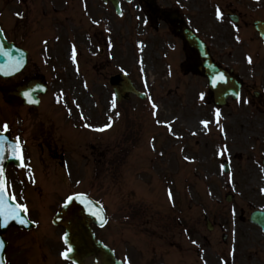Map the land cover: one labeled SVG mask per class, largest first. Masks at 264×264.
I'll return each instance as SVG.
<instances>
[{
  "label": "rangeland",
  "instance_id": "1",
  "mask_svg": "<svg viewBox=\"0 0 264 264\" xmlns=\"http://www.w3.org/2000/svg\"><path fill=\"white\" fill-rule=\"evenodd\" d=\"M176 1L159 0V11L190 16L194 27L201 26V33H212L221 47H227L230 39L229 43L238 45L228 16L223 22L214 17L213 6L228 4L229 0ZM258 6L231 4L227 12L238 11L251 23L264 16ZM138 8L137 4L126 6L125 16L119 20L111 9L110 18L119 22L121 29L109 38L95 35V44L87 48L79 45L75 59L73 50H63L61 58L46 63L43 71L51 79L52 93L42 106L30 112L15 105L17 102L10 104L18 109L14 129H22L25 157L27 162L31 159L26 169L31 182L23 192L20 185L18 199L40 222L35 230L16 232L43 238L46 246L41 248L54 259L52 253L57 254L60 244L56 237L64 230L51 224L52 217L68 191L82 190L86 181L94 197L113 215L112 223L100 234L116 235L120 222L126 220L121 227H127L134 241L129 253L139 252L136 256L143 264L151 259L154 264H264V233L248 220L253 210L264 209V111L257 113L254 105L247 108L241 103L245 115L238 116L236 110L229 115V107L217 116L207 78L186 73L194 60L187 61L183 38L175 37L174 29L169 31L166 23L159 28L157 21L146 22L145 17L133 15L144 14L145 9ZM236 35L241 37V33ZM99 44L104 45L101 53ZM189 55L193 57L194 53ZM120 72L130 75L138 89L147 94L145 99L132 96L119 102L115 98L108 79ZM22 79L23 75L16 77L12 84ZM3 101L6 99L0 94V124L9 121L13 110ZM53 115L60 120L53 122ZM30 119L36 124L41 120L44 132L51 134L50 140L56 145L73 141V145L67 144L74 151L66 153L69 174L56 164L61 161L58 157L53 159L39 141H34L30 130L33 125L27 128ZM221 123L226 129L223 140L231 144L229 151L226 146L222 148L217 132ZM66 127L72 129L71 137L61 133ZM232 127L234 132L229 131ZM123 154L126 157H121ZM117 156L121 161L124 158L119 165L123 168L112 176L114 169L105 164L108 166ZM223 157L230 158L234 166L230 174L222 170ZM230 193L234 198L226 201ZM127 207L128 213H139L133 219L138 227L128 216L121 218ZM180 215L189 227L180 226ZM207 217L214 223L213 230L207 228ZM167 226L169 232L164 231ZM14 231L8 232L11 239ZM108 240L117 245L113 236ZM36 241L34 244L40 245ZM15 252L9 248L10 259L17 260ZM132 260L137 263L133 256ZM56 264L66 263L56 259Z\"/></svg>",
  "mask_w": 264,
  "mask_h": 264
},
{
  "label": "flooded vegetation",
  "instance_id": "2",
  "mask_svg": "<svg viewBox=\"0 0 264 264\" xmlns=\"http://www.w3.org/2000/svg\"><path fill=\"white\" fill-rule=\"evenodd\" d=\"M118 1L121 8L125 10L128 5L126 0ZM262 1L264 5V0ZM132 3L147 5V8L152 9L151 15H155L154 18L159 17L156 10L158 0H152V2L133 0ZM111 9H113L112 12L117 20L124 17V15H117L116 9L113 7L112 3L105 0H0V23L6 36L9 40L22 46L28 52V64L23 72V79L18 84L10 85V87L7 88L15 89L17 85L27 83L32 79H40L48 83L49 86L51 79L47 78L43 71L46 63H54L56 59L61 58L63 56V53H61L63 50H67L68 52L73 48L77 49L79 45H83L84 48H87L89 44L94 45L93 39L95 35H107L109 37L112 22L114 23L115 30L117 28L121 29L119 22L111 20ZM262 13L263 12H261V14ZM232 14L236 18V23L234 24L236 31L241 33V37H238L234 32V36L236 37L235 41L237 40L238 45H233L234 50L228 53L220 47H215L217 43L214 42V40L211 41V45L208 42V46L216 63L232 71V75L241 81V97L243 98V96H245L246 101H252V103L258 104L259 108H263L260 105L264 104V59H261V57H264V45L253 22L256 19L264 21V16H258L252 19L251 23H248L244 20L243 16L239 15L238 11H231L230 15ZM177 24L180 23L177 22ZM179 30L177 29V31ZM249 35H251V37L247 38ZM208 36L209 34L206 32L204 33V38H202L206 41L205 38ZM227 38L230 39L231 36H227ZM108 50H110V47H108ZM194 51L197 53L200 62L194 65L193 70L203 73V60L198 52L196 50ZM249 57H251V62H249ZM258 83L260 85L256 87ZM4 85H6L5 82H0L1 91H6ZM51 90L49 86L48 91L39 96L41 106L47 99V95ZM255 93H258L257 96ZM15 97L12 96L11 98L23 104L22 99ZM25 108V111L31 112L35 110L34 107L31 106L25 105ZM53 119V122H55L56 119ZM27 121V128L33 125L30 130H32L31 133L35 136L34 141H39L40 146L47 149V152L49 154L51 153L53 159L58 157L61 160L60 163L58 162L56 164H65V161L68 163V155L66 153H71L73 147L67 146V144L73 145V141H67L68 143H65V140H61L60 142H64L66 145H56L54 140H50L51 134L44 132L41 120L39 124H36L34 119ZM25 122L26 120L24 123ZM14 128L15 127L12 125L8 128L12 136L16 138L19 137L23 144H25L26 139L21 133L22 129L18 132ZM61 133H65V136L67 135L68 137H71L72 134L71 130L67 127L66 130L61 131ZM65 148H67L68 151H66ZM23 150H25V148H23ZM8 169L9 168H7L6 173L9 187L13 189V186L18 187L19 185L18 179L14 181V175H20V169L14 168L12 171ZM27 239V237L20 238L17 242V244H20L18 246L20 247L22 244L26 246L25 242ZM30 254L33 264L41 263L40 259L42 261H47L46 258L39 257V259V253H32V251H30Z\"/></svg>",
  "mask_w": 264,
  "mask_h": 264
},
{
  "label": "water",
  "instance_id": "3",
  "mask_svg": "<svg viewBox=\"0 0 264 264\" xmlns=\"http://www.w3.org/2000/svg\"><path fill=\"white\" fill-rule=\"evenodd\" d=\"M114 4L117 5L116 1H114ZM259 30L264 38V27L259 28ZM192 45L200 49L203 56H206L204 46L201 43H198V41L194 39ZM26 61V52L15 44L9 42L0 27V76L11 77L17 74L24 68ZM208 66L211 65L208 63ZM221 73H223L225 78V72L217 68L212 69L209 73L210 82L213 76L219 77V74ZM225 80L226 78L215 86L211 83V87L215 90L217 98L220 96L225 98L232 87L231 82H228L227 84L223 83ZM226 86H229V88H226ZM115 87L118 93L121 92L119 98H122V95L128 93L130 89L133 90L132 83L127 77L126 80L123 77L120 85L116 84ZM37 90L38 82L33 81L30 83L29 87H20L17 94L26 98L27 102L32 104L35 102V92ZM25 93H29V95L26 96ZM137 94L142 96L140 93ZM3 135L7 137V141L4 144L5 152L3 154V159L0 160V168L3 169V178L5 180V166L9 162L20 163V150H18L14 156L12 154L11 146L15 145L17 142L11 141L6 132L3 133ZM73 197L74 199L72 202L67 204V206L65 205L63 210L54 218V223L63 225L68 230L67 241L72 247L71 257L77 262V264H116L112 252L96 240L91 229L92 222L100 225L104 223L105 214L102 207L88 196L75 195ZM89 201L94 202V204L90 205ZM7 204L13 207L17 205L10 199L7 200ZM92 213H96V215H93ZM20 219H23L25 222L21 223ZM20 219L11 220L7 223L6 227L4 226L5 221L0 219V233L4 232L10 224H19L22 226L27 221V217L22 213H20ZM250 220L264 230L263 211L254 212ZM5 247L6 243L0 234V264H5Z\"/></svg>",
  "mask_w": 264,
  "mask_h": 264
},
{
  "label": "snow or ice",
  "instance_id": "4",
  "mask_svg": "<svg viewBox=\"0 0 264 264\" xmlns=\"http://www.w3.org/2000/svg\"><path fill=\"white\" fill-rule=\"evenodd\" d=\"M216 16L217 19L222 20L223 19V13L221 12V10L219 8H217L216 11ZM73 59H75V49L73 50ZM249 62H251V57H249ZM225 78L223 76V73L219 74V77L217 76H213L211 79V83L213 86H215L217 83L223 81ZM26 96L29 95V93H25ZM201 98L203 99V94L201 96ZM34 102V101H33ZM113 104H115V101H113ZM153 109H155L157 106L155 104L152 105ZM217 116H219V110L217 109ZM202 123H204L205 125L208 124V121H203ZM111 125H106L105 127H110ZM9 128L8 124L5 123L3 125V129L5 131H7ZM101 131L104 129H100ZM17 141H19V137L16 138ZM7 141V137L4 136L2 133H0V160L3 159V154L5 152V148H4V144ZM12 154L15 156L16 152L18 150H21V145L19 143H16L15 145H12ZM22 159V157H20ZM185 159H189L187 156L185 157ZM83 195V194H81ZM169 196L171 197V193H169ZM8 199H12L15 200V194H11L9 195L6 191V182L3 178V169L0 168V219H3L5 221L4 226H7V223L10 222L11 220H16V219H20V213L21 211L27 212V206L23 205V204H17L16 206H11L7 204V200ZM74 199V197L69 196L67 198V202H66V206L67 204H70L72 202V200ZM90 205H93L94 202L89 201ZM93 215H96V213H92ZM21 223H24L25 221L23 219H20ZM65 243H67V234H65ZM193 243H195V241H193ZM72 251V247L71 245H69V248L66 252H64L62 255L67 259L69 256V253Z\"/></svg>",
  "mask_w": 264,
  "mask_h": 264
}]
</instances>
